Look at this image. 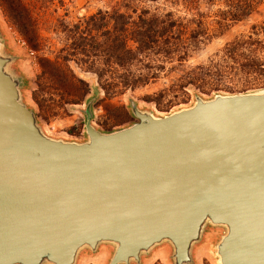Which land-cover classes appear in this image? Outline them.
Segmentation results:
<instances>
[{"label": "water", "instance_id": "water-1", "mask_svg": "<svg viewBox=\"0 0 264 264\" xmlns=\"http://www.w3.org/2000/svg\"><path fill=\"white\" fill-rule=\"evenodd\" d=\"M0 39V264H75L113 247L140 264L166 243L190 264L206 225L221 264H264V92L218 95L83 143L47 137L21 101Z\"/></svg>", "mask_w": 264, "mask_h": 264}, {"label": "rangeland", "instance_id": "rangeland-1", "mask_svg": "<svg viewBox=\"0 0 264 264\" xmlns=\"http://www.w3.org/2000/svg\"><path fill=\"white\" fill-rule=\"evenodd\" d=\"M117 1L0 0L2 53L12 58L8 69L20 80L21 101L34 114L47 137L65 142H85L88 104L91 124L101 133H109L138 121L132 115V103L140 111L164 117L191 107L196 98L210 100L218 95L264 90V32L259 35L263 47L246 40L251 26L264 28V1L251 17L222 36L189 51L184 61L162 62L156 56L142 57L130 71L150 77L143 86L101 89L87 64L71 60L67 62L68 68L87 83V93H83L86 89H74V86L72 89H49V84L39 80L38 76L47 61L61 62V56L65 55L71 41L63 32L64 26L71 28L98 11H109ZM143 7L157 15L163 14L156 10L159 5ZM231 48L234 50L228 53ZM199 79L203 81L201 87ZM63 92L76 97L84 95L73 104L62 103L57 95ZM223 234L224 229L206 225L200 240L192 246L190 264H218L216 244ZM112 253L113 247L106 244H100L95 251L82 249L75 264H108ZM171 254V247L163 243L141 256L140 264H173Z\"/></svg>", "mask_w": 264, "mask_h": 264}, {"label": "trees", "instance_id": "trees-1", "mask_svg": "<svg viewBox=\"0 0 264 264\" xmlns=\"http://www.w3.org/2000/svg\"><path fill=\"white\" fill-rule=\"evenodd\" d=\"M263 1L119 0L109 11H98L71 28L64 26L63 32L71 41L65 55L61 56V62L47 61L38 79L48 83L49 89H72L74 86V89H86L83 93H87V83L68 68L67 62L72 60L87 64L101 89L143 86L150 77L130 71L142 57L156 56L162 62L184 61L189 51L222 36L251 17ZM149 4L159 5L156 10L163 14L157 15L143 7ZM263 32V27L253 25L246 40L263 47L259 39ZM233 50L231 48L228 53ZM202 84L201 80L200 87ZM84 94L76 97L63 92L57 96L62 103L73 104Z\"/></svg>", "mask_w": 264, "mask_h": 264}, {"label": "bare ground", "instance_id": "bare-ground-1", "mask_svg": "<svg viewBox=\"0 0 264 264\" xmlns=\"http://www.w3.org/2000/svg\"><path fill=\"white\" fill-rule=\"evenodd\" d=\"M264 92V90H261V91H258V93H263ZM214 252V251H213ZM216 261V260H215ZM221 260H220V258L219 257H217V263L218 264H221V262H220Z\"/></svg>", "mask_w": 264, "mask_h": 264}]
</instances>
